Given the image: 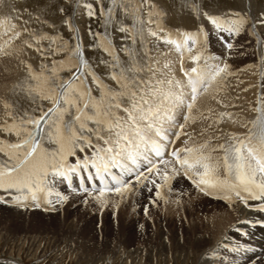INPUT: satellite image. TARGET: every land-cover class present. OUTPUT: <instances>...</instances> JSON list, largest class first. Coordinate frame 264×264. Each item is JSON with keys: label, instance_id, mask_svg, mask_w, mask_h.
<instances>
[{"label": "snow or ice", "instance_id": "snow-or-ice-1", "mask_svg": "<svg viewBox=\"0 0 264 264\" xmlns=\"http://www.w3.org/2000/svg\"><path fill=\"white\" fill-rule=\"evenodd\" d=\"M0 6L8 10L0 16V54L31 49L40 60L38 69L21 61L26 74L15 91L27 107L16 112L19 101H3L11 123L0 126V204L55 210L69 200L58 185L81 195L85 204L89 197L106 193L123 198L138 186L151 191L149 185L159 198L162 188L170 189L171 181L183 176L206 195L228 203L239 200L264 214V0L255 9L253 0L246 9L231 6L230 0H184L181 9L191 15L195 30L175 34L159 22L166 13L152 0H0ZM79 9L89 20L87 44L73 23ZM92 21L101 23L102 31H93ZM58 22L71 33L68 39ZM148 36L174 45L182 61L192 62L190 69L181 64L187 82L176 81L175 91L145 88L140 74L150 70L148 53L141 57L137 45L142 48ZM241 36L256 38L260 65L261 94L251 126L243 136L233 133L217 144L211 150L222 154L217 160L203 151L207 143L189 146L186 140L175 147L177 139L188 135L184 129L189 121L197 119L193 112L200 96L218 91L232 74L227 59L237 54L235 41ZM213 37L223 49L219 55L209 51ZM18 39L20 46L15 45ZM149 96L170 107L160 111ZM118 110L127 115L126 121ZM226 115L231 119V113H220V120ZM164 124L177 130L169 134ZM243 223L264 227V216ZM221 247L224 251H217ZM254 252L246 245L218 244L202 250V264H264V255L256 260L248 256Z\"/></svg>", "mask_w": 264, "mask_h": 264}, {"label": "rangeland", "instance_id": "rangeland-1", "mask_svg": "<svg viewBox=\"0 0 264 264\" xmlns=\"http://www.w3.org/2000/svg\"><path fill=\"white\" fill-rule=\"evenodd\" d=\"M158 1L162 0H156V3ZM79 12L80 10L77 13ZM79 14H76L75 18ZM162 18H160V23L165 28L171 29L173 34L178 31L195 30L193 22L191 25L190 23L183 24L184 26L179 25V23L172 25L165 23L164 18ZM177 25H179V28ZM58 28H61V34L71 35L66 26L61 27L59 22ZM164 33H166V36L168 35L167 32ZM174 38L176 37L174 36ZM214 41V38L210 41V52ZM235 42L238 45L237 54L232 58L241 60L246 53L250 56V52L253 51V48L251 49L252 36H241ZM15 54V51H12L10 55L0 54L1 106L5 101V89L12 82V78L8 76L9 74H6L8 63L9 61L19 60L18 57H14ZM241 65L240 67L230 68V73H232L229 75L230 81L228 79L227 81L224 80L226 83L223 81L219 85L218 91L215 89L209 91L203 101L204 105L212 107L213 103L215 104L218 100L222 102V98L227 96L228 93L237 88L239 89L240 84L246 85L249 83L246 80V74L251 70L255 73L253 68H257V63L251 60L242 62ZM250 86L246 85L243 89H246L244 91L247 92V95L250 94L249 97H255L257 91L250 88ZM251 99H256V97ZM218 104L216 103L212 108L214 109L212 111L214 117L217 114L219 115L218 109H216ZM198 115L195 114L197 118ZM241 120L239 119L237 124L240 132L244 131L239 135L245 134L247 131V127L243 126L245 122ZM183 179L191 185L186 178ZM173 180L171 181L173 190L171 188L169 190L174 193L166 190L167 186H165L161 189V197L159 198L155 196L154 186H148L152 188L151 191L147 187L138 186L134 192L126 194L123 198L112 194L102 202L97 198L89 197L88 202L85 204L82 197L69 199L62 207L57 205L55 210L46 211L45 208L28 210L27 214L22 213L19 215L20 217H14L13 219L3 215L0 218V257L20 259L22 264H198L196 258L187 261L175 253L176 248L174 246L177 236L182 242L184 241L185 226L192 222V213L199 211L196 210V206L192 205L191 199L188 197L189 195L192 196L191 193H193L189 187L181 183L183 182L181 180ZM167 192L168 194H165ZM198 192L205 195L206 198H216L215 196L206 195L204 192ZM179 195L182 196L179 197ZM170 197L174 198V200L170 199L172 202L169 200ZM175 198H177V201H175ZM163 200H166V203H163ZM218 200L222 201L221 199ZM206 202L205 199L199 201L198 208L205 206ZM170 203L173 207V213L175 212V219H178L180 214L185 215L186 222L184 226L180 225L182 219H178L179 223H177V220L169 219L167 212ZM145 206H147V214L144 211ZM199 233L212 236L206 225V220L200 225ZM203 245L204 243L201 247Z\"/></svg>", "mask_w": 264, "mask_h": 264}, {"label": "bare ground", "instance_id": "bare-ground-1", "mask_svg": "<svg viewBox=\"0 0 264 264\" xmlns=\"http://www.w3.org/2000/svg\"><path fill=\"white\" fill-rule=\"evenodd\" d=\"M18 2L22 4L24 0H18ZM230 2H231V6L236 7L237 9H246L248 0H230ZM152 3H154L157 6V9L159 11L166 13V15L163 16L164 18L163 21L165 23L172 24V25L173 24L176 25L178 23L179 25L190 23L191 25V23L193 22V18L187 12V10L181 9V5L184 3V0H175V1L174 0L173 1L162 0V1H158V3H156V0L155 1L152 0ZM258 6H259V0H253L254 9ZM79 10H80L79 12L80 14L77 13L79 14V16L76 18L75 17L73 18V23H74V26L77 29H79V33L84 37L85 44H87L90 40V37H88L87 35L89 20L83 14V9H79ZM7 14H8V10L4 8L3 6H0V16L7 15ZM160 18L162 17H159V22L161 20ZM25 19H27V16H25ZM15 22L20 23V21H15ZM179 25H177L178 28H179ZM34 26L38 27V25H34ZM155 26L156 25H152V27H155ZM91 27L93 31H102L103 26L101 23L97 21H92ZM62 35L66 39H68L71 36V35L68 36L66 33ZM161 35L166 36V33L164 34L161 33ZM261 39H264V37H261ZM215 41L211 47V52L219 55L223 52V49L221 48V45L217 41L216 42ZM252 41L253 43H252L251 49L253 48V51L250 52V56L247 55L246 53V55L241 60H235L234 58H232L233 57L232 56L231 58L227 59V63L230 65V68H235V67H240L242 62H247L251 60L256 61L257 68H253L255 69L254 70L255 73H253V71L251 70L252 72L249 71L248 74H246V78H247L246 80L249 82L246 85H251L252 87L250 86V88L257 91V92L255 91L256 99H251L255 97H249L250 94L248 93L247 95L246 94L247 92L245 93L244 91L246 89H243V87H245L246 85L240 84L238 86L239 89L237 88L236 90L228 93L227 96L222 98L221 104L219 103L216 108L218 109L219 115L217 114V116L214 117L213 116L214 113L212 112L214 109L212 108L214 105H216L217 102L215 104L213 103L212 107L210 106L208 107V105H204L203 101L206 99L205 98L206 94H202L200 98L198 99L197 106H196V109H194L193 115L203 113L204 116L211 115V119H203L200 117V115H198V118L195 121H189V123L186 125L184 129V131L188 135L181 136L179 139H177L174 145L175 147H181L185 143L186 140L188 141L189 146H196L202 143H207L208 147L203 149V151L206 153H210L213 160H217L221 158L222 154L218 151L212 152L211 150L217 144L223 143L227 139L228 135L233 134V133H236V134L243 133L244 130L240 132L239 126L237 124L239 122L238 121L239 119L240 120L242 119L241 121L245 122V125H247L246 130L248 131V127L251 126L248 122L254 119L256 116V112L254 111V108L256 107L257 97L258 95L261 94V89L259 87L261 83L260 65H259L257 54H256V49H257L256 38L252 37ZM20 43L21 42L19 39L15 41L16 46H20ZM117 44H119V41H117ZM137 48L140 51L141 57L143 56V53L145 50L148 53V58H147V61L145 62L147 63L148 68L150 70L145 71L144 73L140 74L144 78V80L147 82L145 84L146 89L148 87H156V88L161 89L162 91H168L169 89H171L172 91H175L174 84L176 81H180L181 83L186 84L187 78L184 76L183 72L181 71V64L183 63V66L185 68L190 69L192 67V62L187 59H184L182 61L180 52L178 49L175 48L174 45L164 43L163 41L157 40L154 37L148 36L146 44L142 48L138 44ZM121 55L123 54L121 53ZM15 56L18 57L19 60L9 61L8 66H7L8 69H7L6 74H9L8 76L12 78V82L11 84L9 83L10 85H8L7 88L5 89V93H4L5 99L4 100L10 101L14 105H16V102L19 101V106H16L14 110L16 112H20L22 108L27 107V102L24 99H22L19 95H17L15 91L16 86L21 82V80L24 78L26 74L25 65L24 63H21V61H24L25 63H31L34 69H38L40 60L37 58V54L31 49H26L23 53L16 52L14 57ZM93 59H95V57H93ZM209 63H211V61ZM0 76H2L1 73H0ZM229 77L230 76L228 75L225 80L226 81L227 79L229 80L230 79ZM158 81H163V84H158L157 83ZM168 81H172L173 84L170 85ZM226 81L224 82L226 83ZM187 91L188 90L185 89V92ZM148 99L152 100L153 105L158 106L160 108V111H164L166 108L170 107L165 101H163L159 97L154 98L152 96H149ZM209 110H211V113H209ZM220 113H231V119H229L228 116L226 115L223 120H220L219 118ZM118 115L122 117L125 121L127 120V115L123 111L118 110ZM6 122L11 123V118H8L5 116V109L3 106L0 105V126L4 125ZM140 123L141 125H143L144 122L140 121ZM163 128L167 132H173L177 130V128L171 124H164ZM149 133H152V131H149ZM105 135H109V133L106 132ZM241 136H243V134ZM189 137L191 138L190 140H189ZM133 138H134V142H138L137 138H135L134 136ZM160 167L163 168L164 165H160ZM221 176L223 177V172H221ZM183 178H184L183 176H177L174 179L183 181L181 183H184L186 186H188L190 191L194 193V194L191 193L192 196L189 195L188 197H190L192 205L196 206L197 208L196 210L199 212H196L194 214L192 213V222H190L188 226H185L184 241L182 242V240L178 238L177 236L176 241H175V246H174L176 248L175 253L179 254L183 259L185 258V260L187 261H190L191 259L193 260V258H196L197 259L196 261L198 262V264H202L204 260L202 250L204 248L216 249V246L218 244L223 245L224 243L230 242V244H241V245H246L248 247L255 249L254 253H248V256L251 257L252 260H256L257 257L264 255V227L260 225H256V226L245 225L243 223V221L245 220L260 219L261 216H264V214L258 213L254 208L246 207L245 204L239 200H236L233 203H228L227 201H224V200L219 201L216 198L214 199L206 198L205 195L198 192L199 190L196 191V188L188 184V182H186ZM74 186H75V182H74ZM57 190L63 192L65 195H69V199L82 198L81 195L70 193L67 190L66 185H58ZM166 190H169V188L167 189L166 187ZM174 191L177 192V190L175 189ZM170 193H174V192L171 191ZM112 194L113 193H110V194L106 193L104 197H101L98 199L104 202V200H107L108 196ZM165 194H168V192ZM178 194H181V193H178ZM93 195H96V194L93 193ZM181 196L179 195V197ZM170 199L174 200V198H171V197L169 198V200ZM200 199L201 200L205 199L207 201L206 205L203 206L202 208H198V202L199 201L201 202ZM165 201L163 200V203ZM175 201H177V198H175ZM257 203L258 202L256 201H249V204H252V205L257 204ZM2 206H5V207H2ZM171 206L172 205L170 203L169 204L170 208L168 209V212H167L169 219L177 220V223H179L180 222L179 220L182 219V222L180 223V225L184 226L186 222L185 215L180 214L178 215L179 220L175 219V212L173 213V207ZM41 208H44V207H41ZM41 208L30 207L26 209H21L15 206L0 204V218L3 215H7L6 216L7 218L13 219L14 217H20L19 215H21L22 213H24V215L27 214L28 210L33 211L35 209H41ZM204 220H206V225L208 226L212 236H209L206 233L205 235H201L199 233V227L200 225H202V222ZM237 228H240L242 232H246L247 235L246 236L242 235L241 232H238L236 230ZM203 243L204 245L203 247H201ZM166 244L164 245L166 246ZM198 245L201 248L200 251L197 250ZM217 251L223 252L224 250L221 247L220 249H217ZM228 255L231 258V254H228ZM12 260L19 261L20 264H22V260L10 258V257L9 258L0 257V264H6V261H12ZM241 264H250V261H242Z\"/></svg>", "mask_w": 264, "mask_h": 264}]
</instances>
